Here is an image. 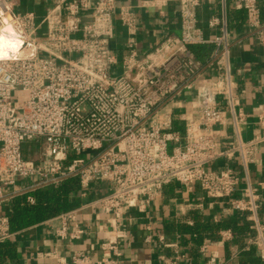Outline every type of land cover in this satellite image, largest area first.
<instances>
[{
  "label": "built area",
  "instance_id": "built-area-1",
  "mask_svg": "<svg viewBox=\"0 0 264 264\" xmlns=\"http://www.w3.org/2000/svg\"><path fill=\"white\" fill-rule=\"evenodd\" d=\"M17 1L0 0V32L9 26L11 32L5 33L19 41L17 52L9 50L0 58V244L14 232L8 216L1 213V204L11 194L28 195L76 177L84 197L91 184L106 183L107 192L92 204L105 214L119 216L130 209L144 212L164 186L179 183L197 185L207 198L244 214L252 232L247 246L264 264V219L258 218L257 190L249 180V166L264 136L246 141L240 136L246 116L233 91L231 41L224 15L227 0H162L178 4L180 35L164 39L141 55L136 18L129 8L120 6L118 18L127 31L126 53L120 57L110 46L115 0H53L40 19L34 12H16ZM217 2L221 16L208 21L217 33L207 40L198 27L196 10L202 3ZM232 2L244 12L247 31L264 49L258 0ZM203 44L214 46L217 72L197 88L193 109L182 114L181 129H177L172 115L160 111L194 89L201 63L189 47ZM21 51L26 55L20 56ZM72 54L77 56L68 57ZM114 67L120 68L118 77L111 75ZM256 116L258 129L264 132V109ZM226 124L234 139L223 144L218 129ZM26 144L39 146L36 160L25 156ZM90 152L96 154L89 156ZM82 154H88L87 158ZM220 161L228 165L214 169ZM18 179L27 181V186L8 193ZM242 182L245 187L240 189ZM26 202L33 205L34 198L27 196ZM61 217L73 221L75 211ZM80 233L67 234L65 226L57 232L64 239L78 238ZM230 235V231L222 232L221 242ZM103 248L120 255L113 243ZM207 249L203 245L202 254ZM158 261L185 264V256L175 253ZM217 262V255L210 253L204 264ZM111 263L79 251L69 262L58 260L57 264Z\"/></svg>",
  "mask_w": 264,
  "mask_h": 264
},
{
  "label": "crops",
  "instance_id": "crops-1",
  "mask_svg": "<svg viewBox=\"0 0 264 264\" xmlns=\"http://www.w3.org/2000/svg\"><path fill=\"white\" fill-rule=\"evenodd\" d=\"M53 0H18L16 12H34L37 19L44 16ZM92 3L98 0H91ZM261 19L264 22V0H258ZM113 16L114 37L111 49L118 56L126 53L127 31L121 25L117 10L129 8L136 18V41L140 55L159 45L168 37L180 35L179 6L176 2L162 0H115ZM225 19L228 27L229 66L233 91L245 113V122L240 126L241 139L246 141L255 135L264 136L258 129L257 111L264 109V49L247 31L245 14L234 8L232 0L226 1ZM212 16H221L220 4L202 3L196 10L198 27L205 39L211 40L217 30L208 26ZM201 63V75L194 89L167 104L160 113H170L177 129H181V116L193 109L197 88L212 79L216 66L212 59L214 46L203 44L189 47ZM224 108L223 105L220 106ZM185 117V115H184ZM220 141L225 144L234 139L229 124L218 129ZM228 164L220 161L214 169ZM230 166L234 163L230 162ZM249 180L258 196V218L264 219V142L259 146L256 160L249 166ZM27 181L18 179L8 193L22 190ZM245 183L240 184V189ZM92 192L82 199L75 211V219L63 220L62 214L44 219L14 231L8 242L0 244V264H57L58 260L69 262L79 251L89 254L94 260L103 258L111 264H159L160 256L170 257L175 253L185 256V264H204L210 253L218 257L217 264H261L255 251L247 246L252 235L244 214L228 209L225 202L207 198L197 185L187 187L171 183L144 212L130 209L119 216L103 213L92 201L107 192L106 183L91 184ZM81 194V193H80ZM25 195L11 194L2 204L1 213L8 216L15 200ZM240 196V191L235 197ZM67 211V212H69ZM242 225L246 232L234 235L231 223ZM66 227L67 234L81 231L78 238H60L57 232ZM225 226V227H222ZM230 231V239L221 242V233ZM159 237L163 240L160 241ZM113 243L119 252L102 249L103 244ZM207 245L206 254L201 248ZM46 254H51L48 257Z\"/></svg>",
  "mask_w": 264,
  "mask_h": 264
},
{
  "label": "trees",
  "instance_id": "trees-1",
  "mask_svg": "<svg viewBox=\"0 0 264 264\" xmlns=\"http://www.w3.org/2000/svg\"><path fill=\"white\" fill-rule=\"evenodd\" d=\"M71 158L69 157V160ZM81 192L79 179L71 177L56 185L46 186L15 200L8 215L10 229L17 231L78 207L82 202L79 197ZM87 192L92 191L88 188ZM27 196L34 198L33 205L26 202ZM230 227L234 235L246 232L244 231L245 228L236 222L231 223Z\"/></svg>",
  "mask_w": 264,
  "mask_h": 264
},
{
  "label": "bare ground",
  "instance_id": "bare-ground-1",
  "mask_svg": "<svg viewBox=\"0 0 264 264\" xmlns=\"http://www.w3.org/2000/svg\"><path fill=\"white\" fill-rule=\"evenodd\" d=\"M5 31L0 32V58L6 55L7 51L11 50L14 53L17 52L19 41L11 34H6L5 32H11L9 26L4 28ZM20 56L26 55V51L18 52Z\"/></svg>",
  "mask_w": 264,
  "mask_h": 264
},
{
  "label": "rangeland",
  "instance_id": "rangeland-1",
  "mask_svg": "<svg viewBox=\"0 0 264 264\" xmlns=\"http://www.w3.org/2000/svg\"><path fill=\"white\" fill-rule=\"evenodd\" d=\"M76 56H77L76 54H72L68 57L75 58ZM120 74H121V71H120V68H118V67H114L111 71L112 77H118ZM38 148H39V146H37L36 144H26L23 146V152H24L25 156H27L29 159L36 160ZM95 154H96V152H90L89 156H93ZM87 155L82 154L81 157L85 159V158H87Z\"/></svg>",
  "mask_w": 264,
  "mask_h": 264
}]
</instances>
